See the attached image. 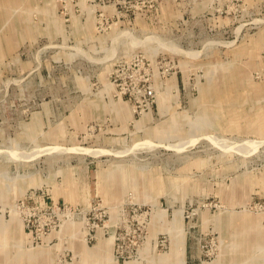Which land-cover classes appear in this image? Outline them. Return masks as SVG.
<instances>
[{"label":"rangeland","instance_id":"rangeland-1","mask_svg":"<svg viewBox=\"0 0 264 264\" xmlns=\"http://www.w3.org/2000/svg\"><path fill=\"white\" fill-rule=\"evenodd\" d=\"M0 264H264V0H0Z\"/></svg>","mask_w":264,"mask_h":264}]
</instances>
